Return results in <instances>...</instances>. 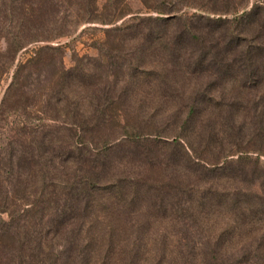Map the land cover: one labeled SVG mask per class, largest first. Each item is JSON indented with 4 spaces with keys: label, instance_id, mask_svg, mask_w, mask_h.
Here are the masks:
<instances>
[{
    "label": "trees",
    "instance_id": "16d2710c",
    "mask_svg": "<svg viewBox=\"0 0 264 264\" xmlns=\"http://www.w3.org/2000/svg\"><path fill=\"white\" fill-rule=\"evenodd\" d=\"M188 1L137 0L133 11L127 0H0L14 53L47 39V23H66L54 37L108 26L93 29L104 36L96 50L105 84L86 86L90 117L69 124L63 182L29 202L16 197V181L1 184L0 264H264V166L248 153L264 157V116L253 109L236 122L213 94L231 84L264 107V0L181 12ZM145 59L159 69L141 70ZM143 83L174 103L175 121L150 134L146 122L108 115L116 96L124 107ZM100 206L130 228L89 230ZM157 220L172 231H137Z\"/></svg>",
    "mask_w": 264,
    "mask_h": 264
},
{
    "label": "rangeland",
    "instance_id": "374dc122",
    "mask_svg": "<svg viewBox=\"0 0 264 264\" xmlns=\"http://www.w3.org/2000/svg\"><path fill=\"white\" fill-rule=\"evenodd\" d=\"M127 2L133 11L139 9L137 0ZM254 3L255 0H192L181 3V12L203 13L202 10L205 8L213 7L248 10ZM1 8L2 6L0 16ZM206 15L213 16L210 13ZM229 15L228 13L225 16L230 17ZM13 24L8 20L3 23L0 19V199L3 196L1 184L16 181L20 186V191L16 195L19 199L25 202L45 200L47 194L42 198L38 194L41 188L63 182L64 174L67 172L62 159L68 143L69 124L77 123L83 117H90L86 86L100 87L105 84L102 67H105L106 61L96 50L104 36L93 29L108 26L80 24L75 27L72 36L54 37L58 32L67 29L66 23H47L46 31L49 36L47 39L29 43L14 53L12 49L16 45L12 44L10 39L15 30ZM123 56L125 61L130 59L127 54ZM152 61L143 60V68L140 69L145 71L159 69V65ZM81 72L85 74L84 77ZM139 77L144 79L143 75ZM109 85L111 87L115 85L118 92L124 87L122 83L110 80ZM184 86L186 85L178 84L172 87L178 89ZM146 87L144 83L139 85L136 96L129 92L124 107L121 105L124 98L116 96L115 102L118 103L108 113L109 117L112 120L146 122L148 127L142 129L146 134L154 132V129L161 131L165 126L171 125L175 121V116H170L174 110V103L165 100L159 91L150 89V86ZM219 90L222 91L214 90L213 93L218 99L217 103L229 107L230 109L226 107L225 109L230 112L234 111L236 115L232 116H235L236 122L242 121L243 118L251 119L254 115L253 109L264 116V107L258 103V93L254 96L252 91L251 95L246 92L238 93L231 84H226ZM250 98L252 102L246 105L245 101ZM245 105L247 107H243ZM236 131L231 137L239 142L241 148H246L242 142L243 132L239 134ZM207 133L213 135L212 131ZM253 148L260 147L255 144ZM200 149L202 154H207L205 146ZM210 149L213 150L212 147ZM248 153L252 157L257 156L259 163L264 166L263 156ZM235 157L236 155H232L229 159ZM113 217L115 216L112 212L109 211L108 214L107 210L100 206L93 214V219L88 225L89 230L106 232L112 229L126 231L130 228L129 225H118ZM145 219L143 217L141 220ZM133 229L135 228L132 227ZM145 230L172 231L171 227L160 220L149 225H141L137 229L138 232Z\"/></svg>",
    "mask_w": 264,
    "mask_h": 264
}]
</instances>
